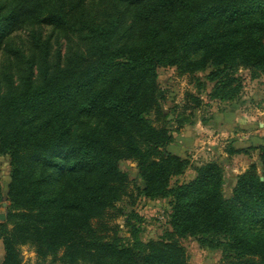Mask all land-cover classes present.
<instances>
[{
	"label": "trees",
	"instance_id": "16d2710c",
	"mask_svg": "<svg viewBox=\"0 0 264 264\" xmlns=\"http://www.w3.org/2000/svg\"><path fill=\"white\" fill-rule=\"evenodd\" d=\"M160 68L210 69L211 98L236 99L239 69L264 72V0H0V264H22L25 246L59 264H189L187 237L227 264H264V146L226 198L218 163L168 150ZM190 167L195 178L172 185ZM142 198L170 200L159 239H142ZM124 216L128 237L110 224Z\"/></svg>",
	"mask_w": 264,
	"mask_h": 264
},
{
	"label": "rangeland",
	"instance_id": "374dc122",
	"mask_svg": "<svg viewBox=\"0 0 264 264\" xmlns=\"http://www.w3.org/2000/svg\"><path fill=\"white\" fill-rule=\"evenodd\" d=\"M210 72L209 69L192 76L179 75L176 68L158 70L159 85L166 92L162 109L170 115L168 128L174 136L168 150L175 155L189 158L193 167L208 162L218 163L224 174V196L231 198L237 177L252 164L261 167L259 147L264 146V72L253 78L250 70L239 69L236 76L243 79L242 92L236 99L227 101L211 98L215 83L207 79ZM193 98L201 101L196 108ZM187 106L188 110L185 108ZM183 117L188 120L179 127L177 120ZM150 119L156 125L162 122L157 121L155 114ZM190 120L194 122L193 125L188 123ZM230 149L239 152L230 153ZM0 165V177L6 194L10 183V158L0 154ZM120 167L129 175L130 180L140 182L136 162L124 161ZM194 178L195 171L190 167L184 175L174 178L172 185L187 183ZM132 188L133 184L130 186ZM118 206L126 208L127 212L132 209L128 199ZM135 211L142 218L143 240L159 239L167 231H171L169 214L172 209L169 199L142 198ZM5 212L6 208L2 206L0 213ZM110 224L120 227L121 236H129L125 216L112 220ZM180 242L186 250L189 264H227L221 250L202 248L193 237L181 238ZM4 256L5 251L0 240V262ZM21 256L22 264H59L52 263L51 258L39 260L27 246L22 248Z\"/></svg>",
	"mask_w": 264,
	"mask_h": 264
},
{
	"label": "water",
	"instance_id": "95a60500",
	"mask_svg": "<svg viewBox=\"0 0 264 264\" xmlns=\"http://www.w3.org/2000/svg\"><path fill=\"white\" fill-rule=\"evenodd\" d=\"M2 206L4 208H7V202L4 200ZM8 216V212L6 211L5 213H0V222H6Z\"/></svg>",
	"mask_w": 264,
	"mask_h": 264
}]
</instances>
